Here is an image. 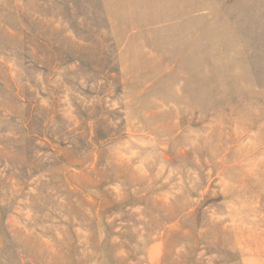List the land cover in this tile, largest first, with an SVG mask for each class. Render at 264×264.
I'll use <instances>...</instances> for the list:
<instances>
[{
    "label": "rangeland",
    "instance_id": "1",
    "mask_svg": "<svg viewBox=\"0 0 264 264\" xmlns=\"http://www.w3.org/2000/svg\"><path fill=\"white\" fill-rule=\"evenodd\" d=\"M0 264H264V0H0Z\"/></svg>",
    "mask_w": 264,
    "mask_h": 264
}]
</instances>
